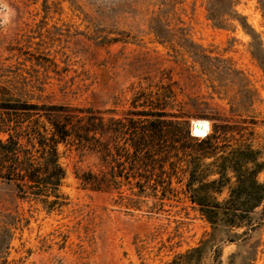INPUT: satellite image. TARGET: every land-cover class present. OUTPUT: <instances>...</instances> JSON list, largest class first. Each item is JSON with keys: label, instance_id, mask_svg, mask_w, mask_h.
Segmentation results:
<instances>
[{"label": "rangeland", "instance_id": "374dc122", "mask_svg": "<svg viewBox=\"0 0 264 264\" xmlns=\"http://www.w3.org/2000/svg\"><path fill=\"white\" fill-rule=\"evenodd\" d=\"M233 1L231 9L228 0H0V126L51 130L31 105L92 108L125 123L163 107L166 119L186 122L193 140H182L194 154L205 137L193 122L204 119L209 133L226 129L221 144L249 146L264 160V0ZM78 135L77 127L58 145L63 207L21 198L0 179V264H264V203L249 235L214 229L186 194L184 155L174 148L136 169L123 155L130 178L118 185L87 183L109 173L110 159Z\"/></svg>", "mask_w": 264, "mask_h": 264}, {"label": "trees", "instance_id": "16d2710c", "mask_svg": "<svg viewBox=\"0 0 264 264\" xmlns=\"http://www.w3.org/2000/svg\"><path fill=\"white\" fill-rule=\"evenodd\" d=\"M228 1L233 9L234 1ZM209 11L210 19L219 21L216 7H209ZM159 31L163 32L162 29ZM30 107L40 110L37 114L44 116L52 126L51 130L47 123L34 125L30 130L23 129L22 121L15 122L12 127L9 124L7 128L0 126V179L13 182L21 198L39 200L50 209L66 204L67 198L61 191L66 171L60 163L58 145L66 143L78 127L83 132V136L78 135L83 140V146L110 159L107 160L111 166L109 173L99 181L95 175H90L84 178L87 183L118 185L121 176L130 178L120 159L123 155L131 163V168L136 169L145 166V158L153 159L157 153L170 158L174 148L180 159V155H184L188 171L186 194L214 229H243V235L247 236L261 222L255 218V213L264 203V182L259 179L264 171L263 157L249 146H233L228 142L221 144V134L226 130L223 125L215 124L213 131L200 141L201 147L194 154L195 149H190V143L182 140H193L186 122L166 119L169 114L163 107L161 110L132 112L139 118L130 117L128 123L114 116L107 118L101 111L92 108L77 109L78 113H73L66 107L53 106L41 113L45 107ZM55 116L64 121L55 119ZM141 116H147V119H141ZM36 124H40L39 121ZM177 127H184L182 137L176 134ZM105 136L112 143H106ZM122 139L125 144L129 143L133 151L120 145L119 140ZM112 148L118 152L114 153ZM119 149H124L126 153H119ZM225 189L228 195L220 199ZM194 251L200 252V247Z\"/></svg>", "mask_w": 264, "mask_h": 264}, {"label": "bare ground", "instance_id": "6f19581e", "mask_svg": "<svg viewBox=\"0 0 264 264\" xmlns=\"http://www.w3.org/2000/svg\"><path fill=\"white\" fill-rule=\"evenodd\" d=\"M193 124L194 125L197 124V127H194L193 129V133L195 134V136L204 137L210 131L209 122L207 120L204 119L195 120Z\"/></svg>", "mask_w": 264, "mask_h": 264}, {"label": "water", "instance_id": "95a60500", "mask_svg": "<svg viewBox=\"0 0 264 264\" xmlns=\"http://www.w3.org/2000/svg\"><path fill=\"white\" fill-rule=\"evenodd\" d=\"M194 127H197V124H195V125L193 124V129H194Z\"/></svg>", "mask_w": 264, "mask_h": 264}]
</instances>
